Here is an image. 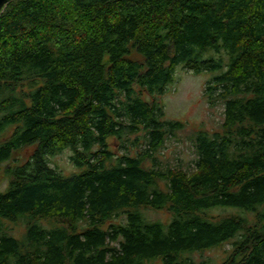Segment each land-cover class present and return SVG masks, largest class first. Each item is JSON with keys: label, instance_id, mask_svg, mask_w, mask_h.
Masks as SVG:
<instances>
[{"label": "trees", "instance_id": "trees-1", "mask_svg": "<svg viewBox=\"0 0 264 264\" xmlns=\"http://www.w3.org/2000/svg\"><path fill=\"white\" fill-rule=\"evenodd\" d=\"M179 66L211 73L224 113L194 135L190 167L159 157L186 125L159 99ZM66 149L70 175L49 160ZM3 164L0 264H215L194 255L226 244L219 264H264V0H13Z\"/></svg>", "mask_w": 264, "mask_h": 264}, {"label": "rangeland", "instance_id": "rangeland-1", "mask_svg": "<svg viewBox=\"0 0 264 264\" xmlns=\"http://www.w3.org/2000/svg\"><path fill=\"white\" fill-rule=\"evenodd\" d=\"M210 76L211 73L208 72L197 74L179 66L175 73V82L168 87L163 95L159 96L160 101L164 104L166 117L181 120L186 124L185 128L178 131L176 136L167 140L159 153L162 161L168 162L170 165L181 164L184 167H190L196 157L193 145V137L196 132L200 129L209 131L221 129L224 120L223 106L222 104L211 105L205 95V87ZM111 141L113 142V139ZM112 147L117 148L114 145ZM33 149L34 147L25 148L21 156L27 157ZM71 153L70 149H66L60 154L51 156L49 158L51 166L59 168L65 175L79 171L80 168L75 166L70 159ZM5 164L0 165V190L5 189L8 184V178L4 172ZM143 211L149 219L170 221L171 216L167 210L146 208ZM220 212V210L213 211L215 214ZM9 226L12 227V233L17 237H22L25 233L24 222L10 223ZM229 248L230 244H226L202 254L198 252L194 258L200 263L211 257L215 264H219L227 256Z\"/></svg>", "mask_w": 264, "mask_h": 264}, {"label": "water", "instance_id": "water-1", "mask_svg": "<svg viewBox=\"0 0 264 264\" xmlns=\"http://www.w3.org/2000/svg\"><path fill=\"white\" fill-rule=\"evenodd\" d=\"M13 0H0V16L2 15L4 9L6 8V6L12 2Z\"/></svg>", "mask_w": 264, "mask_h": 264}]
</instances>
